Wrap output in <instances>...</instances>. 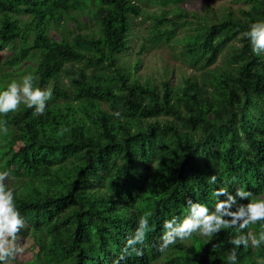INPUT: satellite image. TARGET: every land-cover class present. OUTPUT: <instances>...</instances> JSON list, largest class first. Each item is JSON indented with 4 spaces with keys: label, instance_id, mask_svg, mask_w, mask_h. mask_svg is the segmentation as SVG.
Instances as JSON below:
<instances>
[{
    "label": "trees",
    "instance_id": "1",
    "mask_svg": "<svg viewBox=\"0 0 264 264\" xmlns=\"http://www.w3.org/2000/svg\"><path fill=\"white\" fill-rule=\"evenodd\" d=\"M189 1L0 0V52L8 53L0 66L11 70L1 72L0 90L11 75L32 73L53 92L43 115L22 103L0 116L8 128L0 171L21 172L16 208L46 236L28 250L34 264H114L149 213L151 231L136 246L143 255L120 264H230L235 229L211 242L194 235L164 254L157 246L163 221L186 214L189 198L213 210L214 189L264 196V53L242 36L264 20V0L200 12ZM138 17L146 36L134 28ZM133 37L139 53L147 42L175 45L193 72L176 85L166 69L158 82L140 81L122 61ZM236 251V264L264 257V245Z\"/></svg>",
    "mask_w": 264,
    "mask_h": 264
},
{
    "label": "clouds",
    "instance_id": "2",
    "mask_svg": "<svg viewBox=\"0 0 264 264\" xmlns=\"http://www.w3.org/2000/svg\"><path fill=\"white\" fill-rule=\"evenodd\" d=\"M242 36L250 42L253 53L256 55L264 53V20L250 23L248 30L242 33ZM35 79L32 73H28L19 81L9 82L3 90H0V116H7L8 113L17 111L22 103L27 108H34L36 115L44 114L47 102L53 98V92L51 88L41 89L35 85ZM113 115L119 118L121 113L116 111ZM0 132L7 134L6 120H0ZM9 175L7 170L0 171V264H10L17 254L24 252L18 241L20 230L25 227V220L16 208L14 190L4 183ZM216 180L215 175L209 177V182L212 184H215ZM212 195L216 200L213 210L189 198L185 201L186 214L163 221L164 232L157 246L158 252L164 254L178 241H189L194 235L206 237L208 242H211L214 236L225 229L236 230L235 235L229 240L234 246L227 255L230 264H236V249L241 246L260 248L264 245V223H260L258 231L245 232L250 225L264 222V196L254 195L243 187L237 188L235 195L229 193L227 188L214 189ZM221 196L226 198L219 199ZM150 215L149 213L139 217L133 235L126 238L125 246L114 264H120V261L132 253L137 256L143 255L142 249L136 246L143 245L147 233L151 231ZM256 264H264V257L259 258Z\"/></svg>",
    "mask_w": 264,
    "mask_h": 264
},
{
    "label": "rangeland",
    "instance_id": "3",
    "mask_svg": "<svg viewBox=\"0 0 264 264\" xmlns=\"http://www.w3.org/2000/svg\"><path fill=\"white\" fill-rule=\"evenodd\" d=\"M191 10L202 11L206 4L211 5L214 9L230 6L234 10L241 8H249L253 2L248 0H190L188 2ZM259 4V3H258ZM140 17L134 20V28L138 35H147L146 22H141ZM193 20L192 18H189ZM184 31H180L178 37H182ZM131 49L123 57L122 61L126 64L129 70L134 74V77L140 81H144L146 78H150L158 82L163 79V69L168 71V79L172 85H176L180 82L181 75L191 74L193 70L185 65L178 55L179 48L161 44L152 45L147 42L146 48L139 53L140 41L137 37H133L130 42ZM8 55L6 52H0V63ZM137 67L135 68V64ZM10 69L0 66V74L10 72ZM2 72V73H1ZM21 75H11L8 82L11 80L19 81ZM13 149H17L19 143L12 142L9 144ZM9 177L4 181L8 188L17 190L21 183V172L17 171L15 166L9 170ZM241 183L238 182V187ZM46 240V236L42 232H33L26 224L25 227L20 230L18 243L24 248L22 254H17L16 258L10 262V264H34V260L31 256V252L28 251L30 247L38 242ZM161 260H158L155 264H159Z\"/></svg>",
    "mask_w": 264,
    "mask_h": 264
}]
</instances>
